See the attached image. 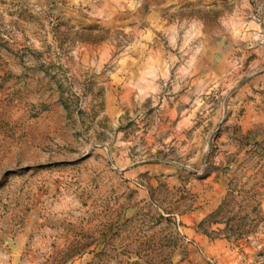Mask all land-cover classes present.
<instances>
[{
  "label": "rangeland",
  "instance_id": "obj_1",
  "mask_svg": "<svg viewBox=\"0 0 264 264\" xmlns=\"http://www.w3.org/2000/svg\"><path fill=\"white\" fill-rule=\"evenodd\" d=\"M110 221L264 264V0H0V264Z\"/></svg>",
  "mask_w": 264,
  "mask_h": 264
},
{
  "label": "trees",
  "instance_id": "obj_2",
  "mask_svg": "<svg viewBox=\"0 0 264 264\" xmlns=\"http://www.w3.org/2000/svg\"><path fill=\"white\" fill-rule=\"evenodd\" d=\"M124 228L118 221H110L90 231H80L52 264H69L85 255L91 257L86 264H168L170 258L162 248L153 245L152 240L143 242L146 236L135 235L126 245L133 236L124 237Z\"/></svg>",
  "mask_w": 264,
  "mask_h": 264
}]
</instances>
